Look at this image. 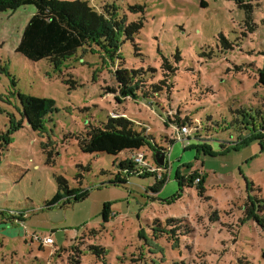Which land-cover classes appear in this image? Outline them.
Here are the masks:
<instances>
[{"label": "rangeland", "instance_id": "1", "mask_svg": "<svg viewBox=\"0 0 264 264\" xmlns=\"http://www.w3.org/2000/svg\"><path fill=\"white\" fill-rule=\"evenodd\" d=\"M83 1L99 11L116 6L127 23L141 19L136 47L125 41L114 61L86 46L55 63L31 62L15 49L35 8L0 13V135L21 119L18 93L55 101L43 131L23 127L9 144L0 142V264H264V230L254 220L264 215V148L253 140L221 153L222 144L236 146L264 126V86L257 84L264 0ZM135 6L143 11L129 9ZM249 6L253 31L244 25ZM163 58L177 67L172 76L161 70ZM120 67H153V81L165 80L169 90L118 104L108 89ZM118 116L168 148V170H160L166 182L157 194L148 192L153 176L109 183L130 152L79 150L78 138ZM181 121L192 128L183 141L174 134ZM198 145H209L213 156ZM142 153L156 169L151 151ZM177 170L199 171L204 193L179 192ZM57 176L88 197L46 209ZM178 193L179 200L166 203ZM104 203L111 204L108 223L101 218ZM47 235L51 246L42 242Z\"/></svg>", "mask_w": 264, "mask_h": 264}, {"label": "trees", "instance_id": "2", "mask_svg": "<svg viewBox=\"0 0 264 264\" xmlns=\"http://www.w3.org/2000/svg\"><path fill=\"white\" fill-rule=\"evenodd\" d=\"M24 6H33L35 13L25 25L15 52L31 62L47 60L50 63H55L66 59L86 46L98 47L104 52L109 61H114V58L117 59L116 56H120V48L125 41L132 42L136 47L134 43L135 35L143 27L141 19L127 23L126 18L118 14L114 5L105 4L99 11L83 0H0V13L13 12ZM129 9L143 11L140 6L129 7ZM245 9L244 25L248 26L250 31H253L254 27L250 16V10L252 9L250 6L245 7ZM221 37L222 44H225L226 39L223 36ZM118 59L121 58L118 57ZM179 62L180 55L176 54L175 63ZM161 70L165 76H172L177 71V67L163 58ZM156 73L157 70L153 67L147 69L120 67L114 71L115 87L108 90L115 94V101L118 104H122L125 100L138 101L141 98L147 99L156 94L159 95V93L169 90V85H166L165 80L155 83L153 80L156 78ZM257 84L264 86V68L258 71ZM17 98L21 104V119L15 121L5 134L0 135V142L4 141L6 145L10 142L9 136L11 133L23 127H28L33 132L43 131L45 119L55 111V101L53 99L20 93L17 94ZM10 123H12V120ZM135 125L132 120L125 116L108 117L103 127H91L82 138H78L76 140L77 146L82 154L104 153L116 157L122 152H130L131 156L129 158L117 162V173L109 183L113 186L125 185L132 174L142 178L153 176L155 182L148 189V192L154 195L162 189L166 182V176L161 174L160 170H168V161H166L168 148L167 150L159 148L155 139L147 135L150 130L144 135L135 129ZM183 127L187 128L188 135L192 133L189 123L181 121L174 134H177V137L182 141L185 139V137L181 139L183 135L180 134ZM253 140H258L263 150L264 126H261L260 130L252 131L244 139L245 142L236 143V146L226 147L222 144L221 148L223 150L221 153L236 151ZM174 141L176 139L170 141V144ZM199 147L205 154L213 156L209 145H198L195 148ZM144 149L151 151L152 160L157 165L156 169L151 168L149 162L146 161V154L143 155L142 153ZM139 154L143 156L144 163L142 165L136 164L134 160ZM178 171L175 174V180L179 192H182L183 187H187L195 188L199 195L204 193L202 187L204 179L199 171L196 170L185 176L180 175ZM55 182L57 191L53 198L45 203L46 209L56 205L63 207L88 197V191L81 188H69L67 180L62 176L55 177ZM179 199L180 193L166 203L173 204ZM110 206V203L103 204L101 218L104 223H108L111 219ZM18 216H22V214ZM254 220L264 230V215H256ZM173 230L168 229L167 231L171 232ZM47 236L53 240L51 235Z\"/></svg>", "mask_w": 264, "mask_h": 264}, {"label": "built area", "instance_id": "3", "mask_svg": "<svg viewBox=\"0 0 264 264\" xmlns=\"http://www.w3.org/2000/svg\"><path fill=\"white\" fill-rule=\"evenodd\" d=\"M180 134L183 135V136L187 135L188 134L187 128L186 127L181 128ZM134 160H135V163L138 164V165H142L144 163L143 162V156L141 154L137 155L134 158ZM42 242H43V244L45 246H51V245H53V240L50 237L44 238L42 240Z\"/></svg>", "mask_w": 264, "mask_h": 264}]
</instances>
